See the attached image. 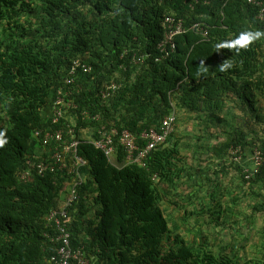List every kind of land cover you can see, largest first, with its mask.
Instances as JSON below:
<instances>
[{"label":"trees","instance_id":"obj_1","mask_svg":"<svg viewBox=\"0 0 264 264\" xmlns=\"http://www.w3.org/2000/svg\"><path fill=\"white\" fill-rule=\"evenodd\" d=\"M166 18L202 21L209 37L202 39L194 31L177 35L174 53L156 62ZM246 31L264 32V22L247 0H0V130L7 140L0 147V264H48L60 242L47 214L72 189L71 244L83 247L90 264H264V225L262 250L248 255L246 244L233 235L219 238L198 229L192 239L182 236L180 222L170 224L173 219L163 206L195 200L199 210L189 215L209 213L207 222L215 229L240 234L239 240H246L241 222L257 231L254 216L264 214V156L247 181L232 151L239 148L243 154L257 147L264 154V127L244 126V112L238 115L234 107L238 103V113L246 107L251 120L264 124V105L254 103L264 97V37L247 48L217 49ZM75 59L91 70L78 68L69 85L68 68ZM224 60L233 64L227 72L219 70ZM202 62L206 72L199 70ZM113 79L121 87L102 99L101 88ZM59 89H70L65 99L76 107L68 113L92 138L99 126L112 123L129 129L143 147L141 132L158 128L165 115L177 110L193 114L194 125L202 127L190 141L180 139L176 113L174 131L143 165L126 163L114 137L112 162L90 141L81 140L78 154L86 161L79 168L81 178L48 167L37 173L38 163L53 164L49 146L54 144H42L41 131L55 126L52 103ZM82 110L98 113L100 119L84 120ZM236 117L244 123L231 122ZM221 123L230 126L227 139L210 144L222 131L212 126ZM231 171L239 179L228 186ZM222 196L235 207L238 197L247 198L243 215L236 208L230 212ZM181 218L185 222L186 216ZM195 224L202 225L197 221L191 227Z\"/></svg>","mask_w":264,"mask_h":264},{"label":"clouds","instance_id":"obj_2","mask_svg":"<svg viewBox=\"0 0 264 264\" xmlns=\"http://www.w3.org/2000/svg\"><path fill=\"white\" fill-rule=\"evenodd\" d=\"M251 5H253V4H251ZM253 6L256 9V18L259 21L264 22L263 20H260L258 18V16H257L258 15V9H257V7L255 5H253ZM174 20L175 21H180L181 22V25H182V28H183L182 32H180V33H178V34H176V35L173 36V42H174L175 47H176L175 37L177 35H180V34L184 33V32H187V31H194V32H196L197 34H199L201 36L202 39H207L209 37L208 36V34H209L208 26H207V24H205L202 21H194V22H191V23L186 24L183 19H176V18H174ZM195 24H196V26L194 27ZM166 26H167L166 23H163V33H162V36H161L160 40L156 44V49L158 51V53L154 57V61H156V62H158V61H160L162 59H165V58L169 57L175 51V47H174V49L172 51H170L167 56H164L162 54V52H160V50L158 48V44L163 39L165 31L168 30L166 28ZM205 30L207 31V33L204 32ZM261 37H264V32H262V31H254V32L253 31H246V32H242L235 39L231 40V42H229V43H222V44L217 45V49L219 50L221 48H235V49L238 50L240 48H247L249 44H251L253 41H255L257 39H260ZM146 57H147V54H145L142 58L145 59ZM144 59L143 60H138L137 59L136 61H139V62L144 63V61H145ZM145 65H146V62H145ZM232 67H233V64L230 61L224 60L219 65V70L221 72H227ZM78 68L84 69V71H90L91 70V67L89 65L81 62L79 59H75L72 62V64L70 65V67L68 68V76L66 78V84L72 85L74 83V81H75V75H76V72H77V69ZM199 70L202 71V72H206L208 69H207V67L203 66V62H202V66H201V68ZM116 76H117V74H116ZM111 84H114L116 87L114 89L108 90L107 87L109 85H111ZM120 87H121V83L118 82L117 80H114L113 79V80H110V81H108V82L105 83L104 87L101 88L99 94H100V96H101L102 99L108 100L116 92V90H118ZM108 91H109V94L106 95L105 92H108ZM70 94H71L70 89L67 90V91H65V92L63 90H60V89L58 90V92H57V94H56V96L54 98V101L52 103V118H53L52 122L54 123L55 126L51 130L41 131L42 133L44 132V135H43V143L42 144H50V145H51V143L54 144L52 147L49 146V151H50L49 160L52 161L51 156L53 154L60 153L63 156V159H64V161L66 162V165H67L64 169H59V168L56 167L51 172H55L56 170H59V172H62V173L64 172V173H66L67 175H70V176H72L73 174H77V176L81 178L82 176L79 174V168L81 166L85 165L86 164V161H85V159H83L78 154V149H77L78 148V145L81 142V140H87V141H90L93 144V146H95V140L99 139V137H100V134H99L98 131H101L104 134H108V133H110V131L112 129L117 130L118 133L117 134H113L111 136L112 139H113V152H112V154L108 155V154H106L104 152L103 149L98 148L96 146L95 147L98 148L99 150H101L103 152V154L105 155V157H106V159L108 161L112 162V160L116 156V151H117L116 145H114V137H117L118 144L120 145L121 148H123V150L125 152V160H126V151H125L124 146L119 141V133L122 130H128L129 132H131V131L129 129H127V128L118 129L112 123H110V125L102 124L101 126H99L96 129V131H97V137L96 138H92L90 136V130L88 128H85V127H79V128H77V125H76L74 116H72L70 113H68V110H69L70 107H73V108L76 107V105L73 103L72 100H70V99H67L66 100L65 99V97L69 96ZM232 103H231V105H232ZM237 104L238 103H235V105H237ZM171 114H173V116H174V121H173L172 131H171V133H172L174 131V122H175V117H176V112L175 111H172L171 113L165 115L161 119L159 127L158 128H155V129H158L159 130L160 129V126H161L162 120L165 117H167V116H169ZM80 115H81V117L84 120H86V119L99 120L100 119V114H98V113H91L88 110H82L80 112ZM61 119L65 120V123H63L62 125L60 124V120ZM151 128H153V127H151ZM57 132H60V134H61V139L60 140L55 139V135H56ZM38 134H39V131H36L35 132V135H38ZM132 134H134V133H132ZM168 136H167V138H168ZM46 137H47L48 140H47L46 143H44V138H46ZM137 140L138 139L136 138V143H137ZM6 142H7V140L5 139V132L2 131V130H0V147H3V145ZM165 142H166V140H165ZM165 142L162 143V144H160V145H158L157 147L162 146L163 144H165ZM71 144L74 145V146H71ZM145 144H146V141H145ZM137 146H138V144H137ZM144 147H145V145L143 147H139L138 146V149H143ZM255 148L256 149H259L257 147H253L252 149H250V151L247 150L243 154L242 153H239V148H238L237 152H235V153L232 151V154L237 157V158L235 157V160L240 161V165L242 167V176L247 181H249L250 179H252L256 175V173L258 172L257 171L252 176V178H250V179H246V177H245V170H246V168H251V166H252V159H251V157H252V153L255 150ZM149 152H148V154H149ZM75 157L81 158L82 162L78 163L75 166V168H74V167H72V161H73V159ZM143 160L140 163L141 165H143ZM126 163H127V161H126ZM129 163H132V162H129ZM37 171H38V169H37ZM37 173H40V172L38 171ZM41 173H43V172H41ZM234 173H235V171L233 173L229 172V174L227 175V177L230 178L232 176V174H234ZM237 179H239V177H238V175L236 173L235 180H237ZM237 184L240 185L241 187H247V182H246V184H243L242 182H240V180H238L237 181ZM73 186H75V183H73ZM69 198L71 199L70 201L68 200ZM75 199H76V191H75V189L74 190L72 189L70 195L66 199H64L62 202H60V204L58 205V207L52 208V209L65 208L67 210V212L69 213L70 212V207L73 205V202L75 201ZM222 204H224V206L227 207V208L230 207L228 209L230 212H234L233 211L234 210V207H233L234 204L233 203H231L229 201L227 203L222 202ZM48 214H47V216H48ZM68 217L71 218V220H72L71 222H73L72 217H70V216H68ZM47 221H48V219H47ZM71 222H70V224H71ZM70 224L68 225V231H69V228H70ZM55 233L56 234L53 235V236H55V240L57 242H60L57 239L58 238V235H59V232L56 231ZM69 233H70V231H69ZM70 238H71V234H70ZM70 243H71V239H70ZM71 246H72V244H71ZM76 247H81L83 249L82 246H76ZM73 248H75V247H73ZM83 255L85 256V258L88 259V262L90 264V260L84 254V251H83ZM71 263L76 264V262H73V261L70 262V264ZM48 264H49V262H48Z\"/></svg>","mask_w":264,"mask_h":264},{"label":"built area","instance_id":"obj_3","mask_svg":"<svg viewBox=\"0 0 264 264\" xmlns=\"http://www.w3.org/2000/svg\"><path fill=\"white\" fill-rule=\"evenodd\" d=\"M249 3L255 5L258 9V18L264 21V0H247ZM166 28L168 29L164 33V37L161 42L158 44V48L160 52L164 56H167L170 51H172L175 47L173 42V36L182 32L183 28L180 21H175L172 18H166ZM196 24L194 25V27ZM207 33V31H204ZM116 86L111 84L107 87L108 90L114 89ZM105 94H109L105 92ZM104 94V95H105ZM174 121L173 114L165 117L162 122L160 129L149 128L144 129L139 137L143 138L146 141L145 147L143 149H138L136 143V136L129 132L128 130H122L119 133V141L124 146L126 151V161L127 162H135L141 163L142 160L146 157L148 152L156 148L158 145L165 142L167 136L172 131V125ZM100 134L99 139L95 140V146L104 150V152L108 155L113 152V139L112 135L117 134V130L112 129L110 133L104 134L101 131H98ZM55 139L60 140L61 134L57 132L55 135ZM47 137L44 138V143L47 142ZM71 146H74L71 144ZM238 148H235L233 152H237ZM137 151V152H136ZM264 154L261 150L256 149L252 153V166L251 168H246L245 177L246 179L252 178V176L258 171L259 166L263 160ZM237 158V157H236ZM53 164H45L38 163V171L44 172L48 167L50 171H53L56 167L59 169H64L67 165L63 159V156L60 153L53 154L51 156ZM82 162L81 158L75 157L72 161V167ZM71 200L70 198L68 199ZM47 219L49 222H52L55 225V229L59 232L58 240L60 241V246L56 251V255L50 258L49 264H70V262H76V264H89L88 259L83 255V249L81 247L73 248L70 243V233L68 231V225L72 221L71 218L68 217V212L65 208L61 209H52Z\"/></svg>","mask_w":264,"mask_h":264},{"label":"rangeland","instance_id":"obj_4","mask_svg":"<svg viewBox=\"0 0 264 264\" xmlns=\"http://www.w3.org/2000/svg\"><path fill=\"white\" fill-rule=\"evenodd\" d=\"M254 103L255 105L258 104V106H263L264 105V97H258V99L255 101L254 100ZM236 111H237V114H242L243 112L245 113V111H247V113H249V117H246V119L248 120V124L247 125H244V126H249V127H253L255 129H258V127H264V124H256L255 121L252 119L251 120V117H250V112L247 110L243 111L242 109V112L238 113V111L240 110V107L238 105H235L234 106ZM245 107V106H244ZM246 109V107H245ZM177 113V116L180 117V121H179V124H178V127H179V130L182 131V136L180 137V139H183L184 141H190V139L192 138H195V137H192L193 135V131L195 129H197L198 127L195 124V122L197 120L193 119V114H186V112H179L178 110L176 111ZM246 114V113H245ZM228 117L230 118L231 117V114H228ZM263 123V122H262ZM258 126V127H257ZM229 131V128L227 129L226 132ZM224 131H221L219 132L218 134V137H220V135L222 136V138L224 139V137H226L227 133H223ZM182 151L187 154V156H190V153H189V150H183ZM204 157V156H203ZM187 158V157H186ZM185 158V160H186ZM189 161H192V159H188V162ZM190 164V163H189ZM231 173H233V171H231ZM193 182L195 179H192ZM228 182V181H227ZM183 188L182 190L185 191V186L182 185ZM195 187H191L190 190H194ZM189 190V192H190ZM204 195V192L201 193V196ZM222 202H229L230 199L227 197V196H222ZM181 203H179V205H182V201H179ZM195 202V200H194ZM190 202V203H186V205H183L181 207H176L174 205H171V204H167V203H164L163 206L165 207V210H166V216L167 217H172L173 220L170 221V224L172 222H176V221H179V227H178V232L182 235V236H185L186 238H190L192 239V237L194 236L196 232V230L200 229L204 232H209V234L211 235H216V237H219V238H229L231 237V235H233V237L235 238L236 241L240 242L241 243H244L246 244V247H245V252L250 255V253H255L257 250H262V246H263V238L260 237L262 236V233L260 232V230L262 229V226L264 225V214H261L260 215H257V216H254L255 220H256V230L257 231H251V230H247L245 229V226L244 224H242L241 222V225H242V229L240 230V232L243 234L244 237H246V240H242L240 239L239 240V236L240 234H237L235 232H231L230 230H226V229H215V227L213 226V224H209L207 221H208V218H206V216H210L209 213L206 212V215L205 217L204 216H201V217H195V216H191L189 215V212L191 211H194V210H199V204L196 202ZM237 207L233 206L234 208H236L238 211H240V213L243 215L244 211L247 209L246 206H247V198H245L244 196H241V201H240V198L238 197V201H237ZM201 205V204H200ZM187 210V212H185L183 214V211L184 210ZM181 216H186V219H185V222L183 221L184 219L181 218ZM198 218V219H197ZM197 221H199L202 225L199 227L197 224L194 225V227H191L192 224L194 223H197ZM233 231V230H232ZM232 238V237H231ZM219 245V244H218ZM244 251V250H243Z\"/></svg>","mask_w":264,"mask_h":264},{"label":"crops","instance_id":"obj_5","mask_svg":"<svg viewBox=\"0 0 264 264\" xmlns=\"http://www.w3.org/2000/svg\"><path fill=\"white\" fill-rule=\"evenodd\" d=\"M238 105V104H237ZM229 106H232L230 103H229ZM245 110H247V109H245ZM235 112H236V114H237V111H236V109H235ZM246 113V114H245ZM245 113L243 114V117H242V119H246V117H245V115L247 116V117H249V113H247V111H245ZM232 115V114H231ZM230 118H232V116L230 117ZM242 119H241V122H239L238 120H237V117L236 118H234L231 122H235L237 125H240L241 123H244L243 121H242ZM247 120V119H246ZM223 123H221L220 125H218V124H216V125H213L212 126V129L211 130H214L215 132L216 131H218V130H222V131H227V129L229 128V130H230V126L228 127V128H225V127H223L224 125H222ZM197 125V127L199 128V127H202V124H200L199 122L196 124ZM246 128H244V130H245ZM225 133H227V132H225ZM227 139V135H226V137H224V139L222 138V136L220 135V137H217V138H213L212 139V141H211V143L210 144H218V143H224V141ZM198 161V160H197ZM197 161H195V162H197ZM194 162V163H195ZM198 164V163H197ZM235 178H236V173H234V174H232V176L230 177V178H228L227 177V181H228V186H231V182L232 181H234L235 180ZM95 263V262H94Z\"/></svg>","mask_w":264,"mask_h":264}]
</instances>
